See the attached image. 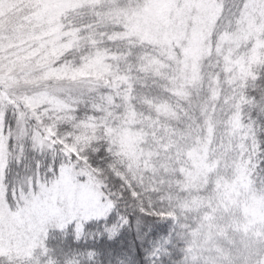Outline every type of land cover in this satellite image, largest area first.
<instances>
[{
	"label": "trees",
	"instance_id": "obj_1",
	"mask_svg": "<svg viewBox=\"0 0 264 264\" xmlns=\"http://www.w3.org/2000/svg\"><path fill=\"white\" fill-rule=\"evenodd\" d=\"M129 1L137 4L141 0ZM211 1L216 10L209 29L205 33L195 31V40L188 46L185 38L184 43L161 44L138 37L128 29L121 9L108 5L107 1L65 9L58 13L56 22L51 21L53 25L49 27L56 29V44L44 45L52 47L46 59L54 64L64 57L65 67L74 60L81 67L93 61L82 74L73 77L62 73L59 78L96 80L91 96L95 98L97 110L92 111L91 103H81L67 115L64 109L46 114L45 123H50L49 116L56 121L47 140L53 149H34L29 140L23 145V153H9L5 145L4 165L0 171V226L6 229L5 221L11 209L26 205L38 191L51 187L61 169L68 165L86 164L102 200L109 203L111 199L117 207L110 220L91 218L93 222L86 228L78 221L75 228H68L73 219L63 224L55 218L39 223L38 228L32 229L36 239L31 244L25 243L29 234L16 243L12 255L18 264H67L68 260H75L77 264H153L151 254L167 239L171 222L166 217L143 218L137 225L136 204L127 197L121 198L128 187L127 183H121L126 179L122 171L126 169L128 173L127 162L131 157L138 158L139 169L136 176L128 179L137 186H147L145 202L149 197L153 201L158 199L156 192L162 183L166 189L177 188L187 180L186 191L203 193L209 184L215 191L220 181L221 190L227 185L226 191L233 200L243 202L247 196L249 203H241L239 207L241 216L246 207L250 213L258 212L259 200L247 195L248 174H243L236 181L238 187H233L235 169H230L218 153L225 145V154L231 153L233 139L264 145V13L252 15L242 10L230 30H219L221 25L217 21L224 0ZM10 2L12 0H0V10ZM10 10L8 6L7 12ZM97 19L102 23L97 25ZM39 32L46 33V29ZM145 47L166 51L168 61L172 62L170 67L177 68L174 83L162 77L166 70L160 67V60L141 59V49ZM86 116H92V120L87 121ZM104 119L114 127L105 126ZM169 136L180 141L182 156L174 145L165 146V138ZM60 140L64 143H58ZM105 142L114 151L109 153L105 149L104 155L96 156ZM64 147L73 152H65ZM236 147L239 149L240 145ZM170 150L171 155L165 156ZM107 159L112 163L106 164ZM121 161L125 162L123 166ZM106 165L111 167L116 179H112L111 174L107 180L103 178L101 170ZM5 169L9 181L18 174L30 177V194L22 198V203H14L12 194L11 199L6 200ZM230 170L231 176L228 175ZM255 181L258 189L259 177ZM121 217H126L129 223L123 224ZM113 224L118 227L115 234L110 235L106 229ZM78 229L82 230L80 239L74 236ZM27 245L32 246L30 250L25 249ZM182 247L172 232V242L166 245L169 255L161 254L156 264L178 262L182 258ZM2 260L3 264H8L7 256Z\"/></svg>",
	"mask_w": 264,
	"mask_h": 264
},
{
	"label": "snow or ice",
	"instance_id": "obj_2",
	"mask_svg": "<svg viewBox=\"0 0 264 264\" xmlns=\"http://www.w3.org/2000/svg\"><path fill=\"white\" fill-rule=\"evenodd\" d=\"M140 6L142 5L132 4L130 8L138 10ZM222 7L223 11L217 21L221 25L219 30H230L233 22L241 17L242 10L252 15L264 13V0H224ZM100 23L102 20L97 19L96 24ZM52 31L56 29L53 28ZM41 40L42 33L0 30V141L6 142L9 153L16 151L23 153V145L29 140L34 149L38 148L41 151L53 149V145L47 140L48 135L52 134V129L56 127V121L49 116L50 123H45V116L50 111L64 109L67 115L74 106L81 103H91L92 111L97 110L95 98L91 96L94 88L89 82L74 78L49 79L62 73H70L75 77L82 74L84 68L93 61H88L81 67L74 60L69 67H65L66 58L61 57L60 60L49 65L44 56L39 55L44 47L43 43H40ZM97 55L101 56L102 53ZM21 97L28 98L33 103H23ZM101 110H103L102 106ZM85 119L91 121L92 116H86ZM103 123L107 127H114L109 125L107 119H104ZM165 139L167 140L165 146L174 145L178 155L182 156L180 141L171 136ZM58 143L64 142L60 140ZM237 144L240 145L239 149L236 147ZM223 148L224 150L218 155L223 157L230 169H235L233 187H238L236 181H239L243 174H248L250 187L247 195L259 200L258 212L250 213L249 208L246 207L244 215L241 216L239 207L241 203H249L247 196L243 202L233 200L226 191L227 185L223 186L225 190H221L220 181H217L215 191L209 184L203 193L186 191L187 180L177 188L166 189L162 183L156 192L158 199L153 201L149 197L145 202L144 192L147 186H137L128 179L129 176L134 177L138 173V158H129L126 179L121 181L122 184L127 183L128 187L121 193V198L127 197L136 204L137 225L143 218L166 217L171 222L167 239L151 254L153 264H156L161 254L169 255L166 245L172 242V232H175L183 244L180 250L182 258L173 264H264V177L259 178L258 189L256 181L252 179L256 176L257 169L264 167V159H262L264 151L260 150L264 145H260L257 141L249 144L246 139L243 141L233 139L231 153L226 155L227 146ZM105 149H108L109 153L114 151L105 142L96 152V156L104 155ZM164 155L170 156L171 150ZM105 163L111 164L112 161L107 159ZM231 174L230 170L228 175ZM85 175H81L79 179L83 180ZM27 178V175L18 174L16 180ZM8 181V170L5 169L4 183ZM15 182L13 180L8 184L9 189ZM10 199L11 196L8 195L6 200ZM116 207L115 201L110 199L106 208L107 214L96 219L110 220ZM25 211L24 204H20L18 208H12L9 214L19 216ZM120 219L123 224L129 223L126 217ZM92 222V219L85 218L81 222L82 227H90ZM76 223V220H72L67 227L75 228ZM117 227L113 224L106 230L110 235H114ZM74 236L76 239L82 238V230L78 229ZM16 242V237L9 235L7 230L0 226V264H3L4 256H7L8 264H18V260L12 255ZM67 264H77V262L68 260Z\"/></svg>",
	"mask_w": 264,
	"mask_h": 264
},
{
	"label": "rangeland",
	"instance_id": "obj_3",
	"mask_svg": "<svg viewBox=\"0 0 264 264\" xmlns=\"http://www.w3.org/2000/svg\"><path fill=\"white\" fill-rule=\"evenodd\" d=\"M100 1L118 6L128 29L138 37L161 44L171 41L184 43L185 38L186 46L195 40V31L205 33L209 29L216 10L211 0H141L137 3L142 5L138 10L130 8L133 2L129 0H39L36 3L33 0H12L0 10V30L41 33L39 31L46 29V34L42 33L40 43L55 45V31L50 30L49 26L56 22L59 12L83 3ZM8 6L12 8L10 12H7ZM27 19L30 23L26 21ZM51 32L54 33L51 35ZM49 37L51 39H48ZM51 48L43 47L39 53L49 65L50 60L46 59V53L51 51ZM60 76L61 74L54 75L49 79H60ZM93 80L88 78L82 81L89 82L93 87L96 81ZM21 102L33 103L25 97H21ZM5 145L6 142L0 141V171L4 165ZM64 148L67 153L73 152L71 148ZM80 175H85V178L80 180ZM107 205L108 203L102 200L98 185L86 164L68 165L61 169L59 178L51 187L43 188L30 198L24 205L26 208L24 213L19 216L8 215L9 218L5 221L6 230L9 235L16 237L17 242L29 234L30 238L25 239L31 244L36 239L32 229L38 228L39 223L42 224L52 218L63 224L64 221L72 219L82 222L85 218L101 217L106 214ZM30 246L27 245L25 249L30 250L32 247Z\"/></svg>",
	"mask_w": 264,
	"mask_h": 264
},
{
	"label": "clouds",
	"instance_id": "obj_4",
	"mask_svg": "<svg viewBox=\"0 0 264 264\" xmlns=\"http://www.w3.org/2000/svg\"><path fill=\"white\" fill-rule=\"evenodd\" d=\"M141 59H145V60H160V67L165 69L166 71H164L162 73V77L166 80H169L170 83H174L175 82V74L177 72V68L173 65L170 67V64L172 62L168 61V54L166 53V51L163 48H156V47H145L141 49ZM179 71H183V69H179ZM121 165H124V161L120 162ZM145 164H149V161H145ZM149 166H151L149 164ZM102 172V176L105 180H107L109 178V175L111 174L112 179H116V175L115 173L112 172L111 167H108L106 165L105 169L101 170ZM122 174H127L126 169H124L122 171ZM256 177L262 178L264 177V167H261L259 169H257V173L256 176L253 177V180L256 179ZM13 180H15L16 182L13 184L12 188L9 189L8 184L12 183V181H8V183H4L5 187H4V191H5V198L12 194L14 195V203L17 202H21L22 203V198H27L29 196V186H28V181L30 180V177L28 176V178L26 180H16V178H14ZM32 191H35V188H32Z\"/></svg>",
	"mask_w": 264,
	"mask_h": 264
}]
</instances>
